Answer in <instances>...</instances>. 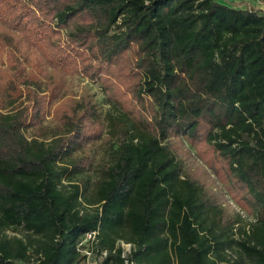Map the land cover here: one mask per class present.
Returning <instances> with one entry per match:
<instances>
[{
  "label": "trees",
  "instance_id": "1",
  "mask_svg": "<svg viewBox=\"0 0 264 264\" xmlns=\"http://www.w3.org/2000/svg\"><path fill=\"white\" fill-rule=\"evenodd\" d=\"M239 5L0 0V264H75L97 226L139 264H264V11ZM76 74L99 80L106 122L64 95ZM101 138L87 187L73 152ZM184 142L251 221L183 168Z\"/></svg>",
  "mask_w": 264,
  "mask_h": 264
},
{
  "label": "rangeland",
  "instance_id": "2",
  "mask_svg": "<svg viewBox=\"0 0 264 264\" xmlns=\"http://www.w3.org/2000/svg\"><path fill=\"white\" fill-rule=\"evenodd\" d=\"M221 3H238L240 2V7L244 8L248 5L253 6L254 8H260L264 11V3L258 0H216ZM64 95L72 96L75 100H80L82 96H88L89 100L94 104L97 112L99 113L100 118L105 121V114L110 110V104L105 98V94L101 88L99 80H91L81 74L69 75L65 79L64 83ZM46 123L52 125L51 117H47ZM105 135V134H104ZM181 151L179 152V157L182 160L183 168L193 169L196 172L203 174L204 178L208 182V185L214 193L218 196L221 201L222 206L230 213L239 212L246 221H251L253 219L252 215H248L244 210L239 207L234 200L231 198L228 193L225 185L218 180L211 171L204 165V163L197 157L196 152L192 146L184 142L183 146L180 147ZM83 155L89 156L94 165V169L86 171L81 174V177L84 180V186H91L94 179L98 176V166L100 165L102 159L107 156L106 145L103 143V138L98 139L95 142H91L83 145L80 149H77L73 152V155ZM205 171L209 172L210 175L207 177ZM232 255H237V253L232 250Z\"/></svg>",
  "mask_w": 264,
  "mask_h": 264
},
{
  "label": "built area",
  "instance_id": "3",
  "mask_svg": "<svg viewBox=\"0 0 264 264\" xmlns=\"http://www.w3.org/2000/svg\"><path fill=\"white\" fill-rule=\"evenodd\" d=\"M75 249L78 254L75 264H103L107 259L111 261L115 255L119 256L121 264H139L133 256L137 249L135 243L117 239L112 248L102 246L98 226L82 234L75 243ZM28 252L29 259L18 262V264H38L40 262V254H34L32 249Z\"/></svg>",
  "mask_w": 264,
  "mask_h": 264
}]
</instances>
